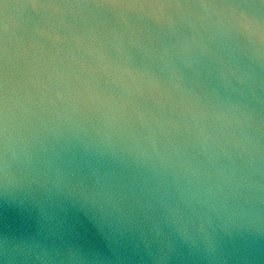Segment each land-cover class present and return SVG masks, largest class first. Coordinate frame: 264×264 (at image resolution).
Masks as SVG:
<instances>
[{
	"label": "water",
	"instance_id": "95a60500",
	"mask_svg": "<svg viewBox=\"0 0 264 264\" xmlns=\"http://www.w3.org/2000/svg\"><path fill=\"white\" fill-rule=\"evenodd\" d=\"M0 264H264V0H0Z\"/></svg>",
	"mask_w": 264,
	"mask_h": 264
}]
</instances>
